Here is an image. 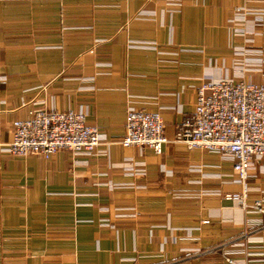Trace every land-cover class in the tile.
Masks as SVG:
<instances>
[{
  "label": "crops",
  "instance_id": "0c3cea01",
  "mask_svg": "<svg viewBox=\"0 0 264 264\" xmlns=\"http://www.w3.org/2000/svg\"><path fill=\"white\" fill-rule=\"evenodd\" d=\"M235 6L264 58V0H0V147L13 119L49 106L82 108L108 142L48 159L0 148V264H227L245 229L264 240V213L226 196L264 204V157L244 186L214 152L119 141L128 106L158 110L173 136L204 78L233 72ZM244 78L264 82V61ZM132 159L142 172L113 170Z\"/></svg>",
  "mask_w": 264,
  "mask_h": 264
},
{
  "label": "built area",
  "instance_id": "2783aa9c",
  "mask_svg": "<svg viewBox=\"0 0 264 264\" xmlns=\"http://www.w3.org/2000/svg\"><path fill=\"white\" fill-rule=\"evenodd\" d=\"M170 1L179 3V0ZM247 12V9L235 6L228 15L231 40L237 36L236 41H242L241 45H233L236 57L231 67L233 72L204 78L197 86L193 111L184 116L173 136L166 132L158 110L128 106L125 133L119 140L122 145L148 146L159 153L166 142L175 140L185 143L188 148L214 152L232 160L233 180L241 181L245 186L254 161L264 157V82L244 78V72L259 68L264 58L262 50L253 47L250 38H243L246 30L241 24ZM254 14L255 24H261L262 14ZM90 51L97 56H110L109 49L99 51L93 46ZM110 65L109 60L96 62L98 69H108ZM107 143L103 132L86 122V112L82 108L49 106L29 108L25 116L13 119L12 137L0 148L12 155L36 154L48 159L59 148L74 154H97L98 146ZM128 161L113 170L142 172V164L133 159ZM226 196L237 200L248 211L264 213L262 198L248 204L242 193ZM221 251L227 264H264V240L247 229Z\"/></svg>",
  "mask_w": 264,
  "mask_h": 264
}]
</instances>
